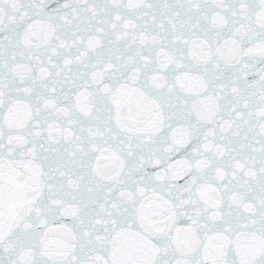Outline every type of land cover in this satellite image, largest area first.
<instances>
[{
  "label": "snow or ice",
  "instance_id": "snow-or-ice-1",
  "mask_svg": "<svg viewBox=\"0 0 264 264\" xmlns=\"http://www.w3.org/2000/svg\"><path fill=\"white\" fill-rule=\"evenodd\" d=\"M0 264H264V0H0Z\"/></svg>",
  "mask_w": 264,
  "mask_h": 264
}]
</instances>
